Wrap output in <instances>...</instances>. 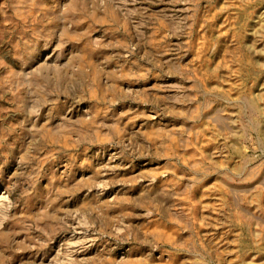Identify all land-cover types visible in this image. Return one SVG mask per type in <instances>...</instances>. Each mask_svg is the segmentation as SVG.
<instances>
[{"label": "rangeland", "instance_id": "rangeland-1", "mask_svg": "<svg viewBox=\"0 0 264 264\" xmlns=\"http://www.w3.org/2000/svg\"><path fill=\"white\" fill-rule=\"evenodd\" d=\"M0 264H264V0H0Z\"/></svg>", "mask_w": 264, "mask_h": 264}]
</instances>
